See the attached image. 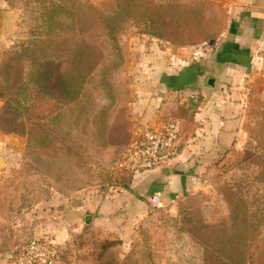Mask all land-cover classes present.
Returning a JSON list of instances; mask_svg holds the SVG:
<instances>
[{
    "label": "rangeland",
    "instance_id": "obj_1",
    "mask_svg": "<svg viewBox=\"0 0 264 264\" xmlns=\"http://www.w3.org/2000/svg\"><path fill=\"white\" fill-rule=\"evenodd\" d=\"M3 11L11 17L0 29V138L31 131V140L27 160L23 150L0 148V170L57 167L64 173L58 184L70 188L77 178L128 205L78 226L58 216L57 203L40 211L22 202L23 193L12 190L22 174H0V264H13L28 239L60 231L72 233L56 264H264V89L244 96L238 138L201 163L178 202L140 209L129 192L111 188L121 184L115 168L127 142L126 134L110 132L130 97L128 55L150 54L155 45L197 61L188 48L203 43L211 44L209 55L224 26L220 1L0 0ZM65 86L80 89L75 104L55 101ZM45 126L61 137L50 149L39 140ZM112 139L119 147L111 148L107 174L90 164V151L97 162Z\"/></svg>",
    "mask_w": 264,
    "mask_h": 264
},
{
    "label": "crops",
    "instance_id": "obj_2",
    "mask_svg": "<svg viewBox=\"0 0 264 264\" xmlns=\"http://www.w3.org/2000/svg\"><path fill=\"white\" fill-rule=\"evenodd\" d=\"M218 1L224 9V26L213 42V52L206 58L187 62L183 60L181 50L175 47L166 50L155 45L152 46L153 50L148 51L150 54L138 55V52H133L128 55L124 74L126 79L131 80V87L128 88L130 97L126 99L128 104L122 112L121 124L118 123L120 127L111 124L110 134H126L127 145L145 128H156L172 118H179L183 129L180 153L168 164L140 174L117 170L116 179L121 184L118 187L112 185L111 188L129 192L133 197L132 203L140 209L145 205L153 207L150 204L152 196H158L162 206L178 202L194 183V175L201 163L216 157L219 151L238 138L239 114L244 96L264 89V0ZM210 79H213L212 83ZM115 117H118L117 114ZM57 136L61 142V137ZM29 141L28 131L16 138L1 137L0 148L4 147L12 154L23 150L27 160ZM91 147L94 148V145ZM118 147V143L112 139L102 148L97 162L94 160V149L90 148L93 157L90 164L108 174L105 166L109 165L112 149ZM18 171L4 168L0 174L23 175L22 181L19 183L18 180L12 187V190L23 193L22 202H30L40 211L57 203L60 207L58 216L78 226L87 215L92 216V221L96 214L104 219L108 217V211L121 207L126 209L128 205L126 200L117 202L98 192L94 186L81 187L84 184L78 185L77 178L70 188L58 184L60 182L56 176L64 173L57 167H26ZM68 191L73 192L62 193ZM21 197L16 200V205H19ZM106 221L110 222L109 219ZM57 229L61 230V226ZM71 233L68 231L64 235L60 231L57 238L54 235L43 236L62 244V239H67Z\"/></svg>",
    "mask_w": 264,
    "mask_h": 264
},
{
    "label": "built area",
    "instance_id": "obj_3",
    "mask_svg": "<svg viewBox=\"0 0 264 264\" xmlns=\"http://www.w3.org/2000/svg\"><path fill=\"white\" fill-rule=\"evenodd\" d=\"M211 44L203 43L188 48V54L195 60L205 58ZM182 122L172 118L159 125V130L145 128L124 148L117 163L118 171L132 174L147 173L161 168L174 160L180 153ZM153 207L160 208L158 196L150 198ZM63 247L46 237H33L27 240L13 255V264H56Z\"/></svg>",
    "mask_w": 264,
    "mask_h": 264
},
{
    "label": "trees",
    "instance_id": "obj_4",
    "mask_svg": "<svg viewBox=\"0 0 264 264\" xmlns=\"http://www.w3.org/2000/svg\"><path fill=\"white\" fill-rule=\"evenodd\" d=\"M72 16L75 17L76 15L74 14ZM42 17H44L47 22L48 21L51 22L53 19V16L46 15V14H43ZM117 19H118L117 15H115L113 17H109V22H115V21H117ZM109 33H110L112 38L116 37L115 29H112V28L109 29ZM89 51H90L89 52L90 55L96 53L94 50H89ZM83 52H84V50H82L81 53H83ZM93 68H95V66ZM45 73H47V72H45ZM79 92H80V89H79V91H77L73 87L65 86L62 88V90L60 91V93L57 96H54L56 98L55 101H57L58 103L59 102L63 103V104L68 103V105L69 104L71 105V103L75 104L79 100ZM28 133H30V136H31V131H28ZM39 140L42 143H44V145L41 146L42 149H50V147L52 146L51 144L57 143L59 141V138H58V136L54 130L45 126L44 128H40ZM109 175H111V173ZM249 258H250L251 262L254 261V258L251 255L249 256ZM231 264H236V263L231 262Z\"/></svg>",
    "mask_w": 264,
    "mask_h": 264
},
{
    "label": "water",
    "instance_id": "obj_5",
    "mask_svg": "<svg viewBox=\"0 0 264 264\" xmlns=\"http://www.w3.org/2000/svg\"><path fill=\"white\" fill-rule=\"evenodd\" d=\"M0 15H1L0 29L2 30V28H3V23L2 22L5 21V20H9L11 15H10V12H8V11H3V12L0 13ZM209 82L212 83L213 79H210ZM154 130L158 131L159 130V126L154 128ZM91 218H92L91 215H87L86 218H85L86 223H90L91 222Z\"/></svg>",
    "mask_w": 264,
    "mask_h": 264
}]
</instances>
